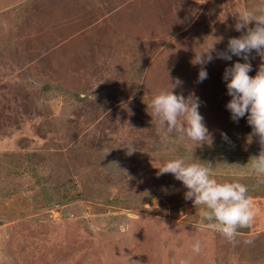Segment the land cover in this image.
I'll return each mask as SVG.
<instances>
[{"label":"rangeland","instance_id":"1","mask_svg":"<svg viewBox=\"0 0 264 264\" xmlns=\"http://www.w3.org/2000/svg\"><path fill=\"white\" fill-rule=\"evenodd\" d=\"M64 1L70 0H0V264H264V183L257 182L248 163L260 154L261 146L255 136L249 142L252 129L246 117L237 123L224 106L216 108L223 122L217 125L213 139L226 145L231 140L233 152L205 157L206 166L218 181L238 179L247 185L254 201L255 219L250 227L238 229L234 244L206 226L194 228L200 219L199 209L184 199L182 182L172 174L161 182L165 177L157 175V167L176 157L171 156L176 148L189 149L186 142L163 147L142 142L132 155L125 151L122 155L106 154L105 160V153L113 146L106 151L97 144V132L91 136L94 120L84 118L91 108L85 110L83 106L74 112L67 104L70 98L61 93L48 98L47 113L32 120L24 95L29 93L25 80L32 79L36 88L38 79L53 84L61 81L62 72H69V68L80 73L83 64L75 66L74 52L83 56L85 51L94 53L88 73L97 74L96 86L106 84L97 93L122 94L117 101L123 103L126 99L132 102L129 95L153 97L158 90L170 87L168 75L183 76V65L173 61L176 56L182 57L185 52L183 58L189 63L191 54L193 59L198 52L199 43L191 50L188 40L174 31L176 19L165 17L171 12L156 14L143 3L135 5L139 13L149 15L135 19L140 24L139 32L152 40L145 53L136 46L134 32L128 41L120 35L124 30L121 25L98 20L106 16L108 0L96 5L97 13L87 10L97 18L89 25L81 17L71 23L66 10H58ZM81 1L86 2L85 7L92 4L91 0ZM191 1L198 4V10L193 12L190 24L201 20L206 12L220 27L209 34L214 39L223 38L216 45L218 50H224L228 39L235 37L233 32L240 35L234 28V15L245 8L239 0L220 2L213 12L204 9L210 0ZM259 6H264V0H258L251 9ZM129 11L121 18L127 20ZM179 15L178 23L183 24L184 12ZM202 25L210 26L208 21ZM73 36L77 42L65 46L54 59L60 39L68 41ZM20 49H31L33 59L24 61ZM253 56L250 76L262 62L258 55ZM217 62L220 64L217 59L211 62L213 66L206 65L208 78L204 82L193 80L194 86L187 82L186 94L194 92L208 101L227 94L230 99L227 88H223L224 69L218 73L222 64ZM69 80L76 84L73 75ZM74 116H79L78 123L70 122ZM222 133L227 134V141ZM90 158L96 161L88 162ZM151 186L153 195L139 193ZM249 239L253 243L246 244ZM197 240L201 244L199 253L192 250Z\"/></svg>","mask_w":264,"mask_h":264},{"label":"clouds","instance_id":"2","mask_svg":"<svg viewBox=\"0 0 264 264\" xmlns=\"http://www.w3.org/2000/svg\"><path fill=\"white\" fill-rule=\"evenodd\" d=\"M205 2V0H204ZM234 28L239 36L230 37L225 50H218L216 45L222 37L195 52L192 63L199 65L197 82L208 78L206 65L214 59L231 61L233 56L242 58L226 67L222 79L226 82L227 93L231 99L226 108L234 122L240 118H247L251 126L249 138L255 136L261 146L258 156L250 158V170L258 183H264V6L255 9L241 8L237 10ZM253 53L261 58V64L254 76H250L252 64L250 58ZM170 87L163 88L147 104L152 120L178 141H191L194 148L212 143V136L207 128L204 117L199 108L201 101L195 93L184 96L174 92L182 87L183 81L168 75ZM223 139L228 140L227 134L222 133ZM126 154L132 155L137 151L134 142L126 146ZM157 175L172 174L182 182L186 188L184 199L192 201L195 209H199V220L194 228L203 226L215 230L224 236L228 242L236 243L238 229L248 228L255 219L256 208L254 201L248 195L247 185L238 179L232 181H218L212 169L206 163L195 158L193 152L190 157H175L157 167ZM251 244V239L245 241ZM195 253L201 251L200 241L192 245Z\"/></svg>","mask_w":264,"mask_h":264},{"label":"trees","instance_id":"3","mask_svg":"<svg viewBox=\"0 0 264 264\" xmlns=\"http://www.w3.org/2000/svg\"><path fill=\"white\" fill-rule=\"evenodd\" d=\"M62 1V0H61ZM70 0L69 2H63L61 3V7L58 9V3L59 0H57L56 8L60 11L66 10V12L69 14V18L72 21L71 23H74L75 21H78L77 18L81 17L83 18V23H86L85 25H89L91 21H96L97 18L92 15L93 11L96 12V5L100 3L102 0H91L92 4L89 5V7H85L84 1L81 0ZM125 2L126 4H124ZM222 2H236L235 0H210L207 2L205 5V11H210L213 12L215 9H218L220 6L219 3ZM245 8L251 9V5H255L258 0H239ZM64 3H69L64 6ZM142 4L147 5L145 7L149 8L152 12L151 13H156V14H163V13H170V17L166 14L165 17L168 19L172 20V18H175L174 20V26L176 33H180L185 39L188 40L187 46L189 49L192 50V47L199 43V47L196 49L198 52L202 49L201 46H205V44H208V41L214 40L213 35L211 34L212 29H218L220 28L219 26L213 24L211 21L214 20L213 18H209V16L206 12L203 15L201 20H198L196 23L190 24V20L193 18V12L198 10V4H193L191 0H153L152 2L145 3L142 0H131L126 2V0H108V3L105 5L107 9V14L106 18L101 17L99 13L97 14L98 20L101 19L102 22H106L107 25L110 23V25H121L124 30L120 35H124L123 39L128 40L130 37V33L134 32L136 36V46L146 51L151 47V38L148 37L146 34L143 32H139L138 27H140V24L136 22V18L140 19H145L146 17H149V15L146 14V16L143 13H139L137 11V8L135 5L137 4ZM134 7H133V6ZM82 6V8H80ZM129 8V18L127 20H124L122 15H124V12L128 10ZM87 10H91L92 14L88 15ZM184 12V22L183 24H179L178 22L180 21L181 17L179 13ZM65 12V11H64ZM94 18V19H93ZM100 18V19H99ZM93 19V20H92ZM155 17L153 18V20ZM213 19V20H212ZM109 22H107V21ZM206 21H208V24L210 26H206V28H202ZM95 23V22H93ZM178 23V24H177ZM143 25V24H142ZM177 25V26H176ZM151 27V26H150ZM205 30V34H202V31ZM179 31V32H178ZM240 34V33H239ZM73 35L70 34L68 37H71ZM231 35L236 36V32H233ZM238 35V32H237ZM177 36V35H176ZM179 37V36H177ZM180 38V37H179ZM181 39V38H180ZM66 39H60V44H58L57 49L54 50V59H58L59 55L63 51V48L67 45L71 46L74 45L76 37L69 38L68 41L66 42ZM129 41V40H128ZM66 42V43H65ZM150 43V44H149ZM20 46H23L25 44L20 43ZM224 45V44H223ZM222 45V46H223ZM227 45H224V50L226 49ZM221 50V49H220ZM21 55L22 58L25 60L30 59V61L33 59L34 54H31V49L30 50H22ZM31 51V52H30ZM83 52V51H82ZM76 53V54H75ZM83 55H79L78 51L74 52V55H77L76 61L77 64L75 65L76 67L79 66V63L83 64V68L80 71V73L73 72L72 68H69L65 71L62 72V75L64 79L61 81L59 80L57 83L53 84L50 80H40L39 85L35 88L33 86V80L32 79H26L25 83L28 89L27 94H24L26 97V101H29V107H30V112L32 116V120H38L39 117L45 115L48 111L47 108V99L50 97H54L58 95L59 93L67 95V97L70 98V101L67 102V104L71 107L74 112L78 111L80 108L85 106V110L88 108H91V112L86 111V116H84L85 121L89 122L90 120H94L95 126L92 129V134L91 136H94L95 133L97 132V144L101 143L103 148L106 150L108 149L107 147L112 145L113 149L105 153V160L108 159L106 154H120L122 155V152L125 151L126 154V146L129 142H134L136 149L138 143L145 142L149 146L154 145L157 143V145H160L161 147L165 146V144L168 143H174V142H186V144L189 146V149L184 147L179 146V148H174L175 150L172 152L171 156H176V157H190L192 152L193 156L195 158H198L199 160L205 162L206 161V156L210 155H221L222 153H227V152H233L231 150V146H229L231 143L230 141L226 145V142H223V144H220L218 139L213 137L215 136V131L219 128L218 126L220 125V122H223L221 120V115H218L215 110L218 108L220 105L224 106L226 108V103L231 99H228L226 95H223L222 97L212 99L208 101L205 98L200 99L201 101V106L199 108L200 113L204 117V122L209 129V132L211 133L212 136V143L211 144H204L199 147L194 148V143L191 141H178L175 137L168 136V134L159 126L158 122L155 120H152L153 118L149 114L148 111H151V109H147V104L151 102V99L153 98L152 96H142L141 98L140 94H136L133 96V94L129 97L132 98V102L127 101V99L123 102H118L119 98L121 97L122 94H111L110 96H107L108 94H98L97 92L101 91L102 89H105L106 84L101 83L99 86H96L94 84V80L97 78V74H89V66L93 64V54H89L88 52L85 51L83 52ZM89 54V57L86 55ZM66 55L65 59L69 57ZM185 56L184 54L181 56H176V61L173 60L176 63L182 64V69H183V76L181 80L183 81L182 87H177L174 92L177 93H182L184 96H188L189 94H186V84L187 82H190L192 86H194V83L191 81L197 80L198 77V72H199V65H194L192 63V54L190 57L189 63L186 62V60L183 58ZM181 57V58H180ZM194 58V57H193ZM217 59H214L213 61H216ZM220 60V68L218 69L219 71L223 72L222 69L225 70L226 67H229L232 65L237 60L242 61V58L240 57H232L231 61H226V60ZM218 65L219 62H217ZM211 64V63H210ZM214 64H211L213 66ZM73 72V74H72ZM89 72V73H88ZM70 74L73 75V77L76 78V84L72 83L69 80ZM223 74V73H222ZM223 76V75H222ZM32 77L33 74H32ZM204 82V81H203ZM103 84V85H102ZM98 85V84H97ZM144 86H142L143 89ZM223 88H226V82L223 80ZM142 89L140 90L142 92ZM32 91L35 94H32ZM139 93V92H138ZM148 95V94H147ZM128 96V95H127ZM200 98V97H199ZM207 102H206V101ZM134 107H133V106ZM131 106V107H128ZM227 109V108H226ZM228 111V109H227ZM40 115V116H39ZM79 116H74L71 118L72 120L70 121L71 123H78V118ZM218 125V126H217ZM90 134V133H89ZM167 137L166 139L164 138L163 143L160 142L159 139H162L163 137ZM90 138V135H89ZM84 140L86 138H83ZM83 140V141H84ZM159 140V141H158ZM109 141V142H108ZM107 143V145L105 144ZM119 143V144H117ZM79 146V145H78ZM119 147V148H118ZM96 150V149H95ZM95 150H93L92 154H94ZM189 150L191 152H189ZM107 151V150H106ZM44 152V151H42ZM30 154V153H29ZM96 157H98V154H95ZM233 156V155H232ZM125 158L127 156H124ZM234 157V156H233ZM91 161H96L95 158H90L88 159V162ZM102 162V161H101ZM152 169V171H157V169ZM149 169V170H150ZM145 171V170H144ZM168 175L170 174H164L162 175L163 180L161 182H164L166 178H168ZM69 180L66 182L68 183ZM147 187V186H144ZM154 188L151 186V188H148V190H139V193L142 195H153L154 194ZM130 195V194H129Z\"/></svg>","mask_w":264,"mask_h":264}]
</instances>
